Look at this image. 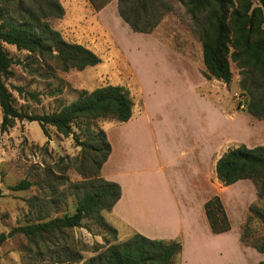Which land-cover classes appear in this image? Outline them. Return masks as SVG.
Returning a JSON list of instances; mask_svg holds the SVG:
<instances>
[{
    "label": "rangeland",
    "instance_id": "rangeland-1",
    "mask_svg": "<svg viewBox=\"0 0 264 264\" xmlns=\"http://www.w3.org/2000/svg\"><path fill=\"white\" fill-rule=\"evenodd\" d=\"M166 1L173 11L153 33L140 34L119 16L117 0L100 10L88 0H60L65 15L51 19V25L68 42L93 51L101 62L84 70L65 72L54 60L45 61L5 44L4 49L14 62L5 82L18 109L30 114L51 113L76 100L83 90L120 85L134 97L132 118L136 120L120 123L98 119L90 124L96 132L103 129L111 134L115 141L120 133L136 140L127 143L134 151L145 147L137 142L141 138L139 129L158 131L161 136L157 139L164 140L158 145H166L172 129L190 135V140L198 135L200 139H210L216 148L214 172L216 161L230 149L243 144L249 148L264 145V120L247 111L251 96L242 87L244 69L231 63L230 84L208 80L195 22L180 1ZM2 122L0 106V233L8 237L0 247L1 264H84L134 234L115 228L110 223V213L104 211L105 221L118 231L116 240L96 220L87 219L84 227L57 233L45 244L31 243L19 228L35 222L37 215L55 218L75 213L77 202L72 184L84 179L75 165L81 148L72 136L64 137L54 128H49L46 137L37 122L17 120L7 131L2 130ZM79 129L75 127L77 133ZM22 180L31 181L33 187L20 192L10 190ZM33 198L39 202L30 209L27 201ZM262 201L257 205L264 207ZM251 225L254 239L264 235L258 220L254 219ZM177 264H181V259Z\"/></svg>",
    "mask_w": 264,
    "mask_h": 264
},
{
    "label": "trees",
    "instance_id": "trees-1",
    "mask_svg": "<svg viewBox=\"0 0 264 264\" xmlns=\"http://www.w3.org/2000/svg\"><path fill=\"white\" fill-rule=\"evenodd\" d=\"M97 9H103L113 0H88ZM188 10L196 25L203 45L204 76L230 84L234 62L245 75L242 87L251 99L247 111L264 120V0H178ZM119 16L135 33L151 34L163 19L173 11L166 0H117ZM65 9L60 0H0V106L3 113L2 130L7 131L16 121L37 122L46 137L54 128L64 137H73L81 148L76 168L83 181L72 184L76 198V211L62 217L37 215L35 222L19 228L35 244H45L65 230L84 227L87 219L96 220L116 240L118 231L109 225L102 212L111 213L121 199L120 184L102 176L104 164L112 151L106 132H98L91 122L111 119L127 123L135 107L131 91L120 85H107L93 91L83 90L79 96L61 109L43 114L23 112L5 79L14 64L4 49L8 44L19 51L37 55L42 60L56 61L63 71L84 70L101 62L99 56L85 46L68 42L60 31L53 28L51 19H61ZM248 80H251L249 83ZM249 83V84H248ZM20 93L22 88L17 89ZM81 123H85L83 126ZM79 129V133L75 127ZM216 174L224 186L241 180H251L264 201V145L249 148L240 145L227 151L216 164ZM34 183L22 180L10 187L15 192L26 191ZM29 199V208L38 203ZM205 213L214 234L231 230V222L219 196L205 204ZM264 227V207L253 204L242 229L243 245L264 253V235L253 238L252 221ZM0 233V247L7 240ZM183 244L180 240L150 239L134 233L128 240L109 246L106 251L84 264H177L181 259ZM1 264V257H0ZM259 264H264L260 262Z\"/></svg>",
    "mask_w": 264,
    "mask_h": 264
},
{
    "label": "crops",
    "instance_id": "crops-1",
    "mask_svg": "<svg viewBox=\"0 0 264 264\" xmlns=\"http://www.w3.org/2000/svg\"><path fill=\"white\" fill-rule=\"evenodd\" d=\"M198 96L212 106L206 98ZM138 132L141 138L137 142L145 145L139 152L127 145L136 140L128 139L126 134L120 133L115 141L107 133L112 151L102 176L122 187L121 199L110 213V223L128 234L136 232L150 239L180 240L181 264L264 262V253L241 241L250 206L261 202L255 184L251 180L231 186L221 184L216 174L219 159L215 171L212 170L216 148L208 138L200 139L196 135L190 140L187 138L190 135L172 129L166 145H158L164 141L157 139L161 136L158 131L139 129ZM215 196L221 198L232 227L219 235L212 232L205 213V204Z\"/></svg>",
    "mask_w": 264,
    "mask_h": 264
}]
</instances>
